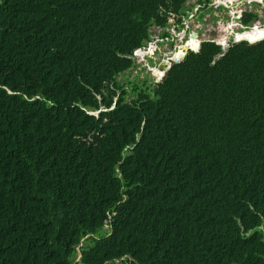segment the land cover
Segmentation results:
<instances>
[{"label":"trees","instance_id":"trees-1","mask_svg":"<svg viewBox=\"0 0 264 264\" xmlns=\"http://www.w3.org/2000/svg\"><path fill=\"white\" fill-rule=\"evenodd\" d=\"M186 1L0 0V264H264V41L127 72ZM121 159L127 200L89 203Z\"/></svg>","mask_w":264,"mask_h":264},{"label":"clouds","instance_id":"clouds-1","mask_svg":"<svg viewBox=\"0 0 264 264\" xmlns=\"http://www.w3.org/2000/svg\"><path fill=\"white\" fill-rule=\"evenodd\" d=\"M239 0H233L231 3H223V0H210L208 3H200L197 0H187L184 5V14L183 15H177L169 13L166 18V23L164 26H158V25H152L148 29V38L143 42V45L139 48H135L132 50L131 55L128 57L133 61L132 68L128 70L127 72L133 71L137 78H139V81H145V85L147 87L152 88L153 84L159 83L165 76L168 69L171 67V65L176 64L184 60L190 53L197 54L201 48L202 43L204 42H213L215 45H218L220 47V53L215 57L218 58L222 56L227 49L232 44H238L240 42V39H235V36L237 34H240L241 32L251 31L255 27H258L260 29H264V10L260 11L258 9H246L243 12H237L236 16L232 17L231 14L235 11L232 9V4L237 3ZM245 2L254 1L257 4H262V1L264 0H242ZM216 6V10H219L223 7L225 10V13L223 17H227L230 20L232 19H238L240 20L239 25L235 27L234 29H229L230 32L226 35V43L223 44L219 42L217 39H206V40H200L197 42L198 46H196V49H192L190 45H186L185 49L183 48L184 45L191 40V37L194 36V39H198L197 32L194 30H191L189 32H186L182 28V19L187 17L188 11L191 9L193 10L194 7H197V10L200 12H206L207 10H210L212 7ZM231 12V14H230ZM252 14V16L246 20L244 18V14ZM189 15V14H188ZM203 15V13L201 14ZM172 21L174 23H172ZM259 21H262V24H260ZM176 27L179 28V30H176ZM218 38V37H216ZM264 41V38L261 40L254 42L255 43ZM183 54V55H182ZM182 55V56H181ZM126 57V56H125ZM150 63H148V61ZM176 60V62H174ZM146 70L149 71L150 80L149 83H146L145 79V73ZM158 79V80H157ZM9 92V91H8ZM127 95L125 96V98ZM116 97L114 98V101L108 111H111L114 109L116 105ZM129 100V99H128ZM126 100V101H128ZM104 111V109H100L98 111H87V114L91 117L98 118L99 113ZM139 136L136 137V142H138ZM135 144L128 145L124 147V151H126V154H131V150L134 147ZM159 146H155L153 143L149 144L147 151H159ZM124 161L118 160V162L112 166V170L109 171L106 178L103 175H96L93 176L95 180L94 182L99 183V188L92 198V200L89 202H98V203H104L106 201H111L110 197L112 194V185L114 183V180H119V186L122 183L121 177H122V164ZM129 188L125 185H122L118 187V193L120 194L121 198L120 200L116 199L114 201V205L121 204L122 202H125L127 200V190ZM102 207L98 204H92L91 205V211L94 210L95 207ZM103 209V207H102ZM110 217L107 216V218L104 220L102 225V231L106 234V236L110 235ZM93 239H98V235L96 234H86L81 235L79 237L78 244L74 247L76 256H75V262H79L81 259V248L88 245L90 248H93L94 242H92ZM123 261H126L125 263H122ZM133 259L128 256L124 255L120 259H115L112 261H107L106 264H110V262H113L114 264H129L132 262Z\"/></svg>","mask_w":264,"mask_h":264},{"label":"rangeland","instance_id":"rangeland-1","mask_svg":"<svg viewBox=\"0 0 264 264\" xmlns=\"http://www.w3.org/2000/svg\"><path fill=\"white\" fill-rule=\"evenodd\" d=\"M232 9L235 11V14L230 12L231 16H236L237 12H243L246 9H258L260 11L264 10V1L262 4H257L254 1L245 2L242 0L237 1V3L232 4ZM203 13V15H201ZM225 10L220 8L216 10V6L212 7L210 10L206 12H200L197 10V7H194L188 11L187 17L182 19V28L184 31L189 32L194 30L197 32V37L200 40L206 39H217L216 37H220L221 35L228 34L229 29H234L239 25L240 20L232 19L230 20L227 17H223ZM262 24V21H259ZM172 23H174L172 21ZM176 30L179 28L176 27ZM148 63L149 60H147ZM131 74H135L133 71ZM124 79L123 75H120L117 80L122 81ZM131 84L127 86V97L126 100L131 96ZM134 97V96H133Z\"/></svg>","mask_w":264,"mask_h":264},{"label":"bare ground","instance_id":"bare-ground-1","mask_svg":"<svg viewBox=\"0 0 264 264\" xmlns=\"http://www.w3.org/2000/svg\"><path fill=\"white\" fill-rule=\"evenodd\" d=\"M233 0H223V3H231ZM230 32V30H229ZM262 35H264V29H260L258 27H255L254 29H252L251 31H246V32H241L240 34H237L235 36V39H241V38H246L248 40H252V39H257L258 37H261ZM226 34L221 35L220 37L217 38V40L223 44L226 43ZM199 39H194V36L191 37V40L188 41L185 45H184V49L186 47V45H190V47H192L194 44H197V42H199Z\"/></svg>","mask_w":264,"mask_h":264},{"label":"water","instance_id":"water-1","mask_svg":"<svg viewBox=\"0 0 264 264\" xmlns=\"http://www.w3.org/2000/svg\"><path fill=\"white\" fill-rule=\"evenodd\" d=\"M262 38H264V35H262L261 37H258L257 39H252V40L251 39L248 40L246 38H241L240 41H244V42H247L249 44H252L254 42H257V41L261 40ZM197 46H198V44H197ZM174 62H176V60H174ZM145 79H146V83L148 84L149 83V80H150V75H149V71H147V70H146V73H145Z\"/></svg>","mask_w":264,"mask_h":264}]
</instances>
